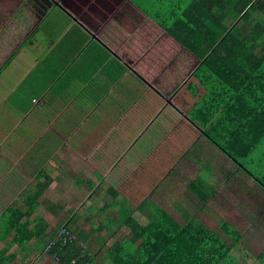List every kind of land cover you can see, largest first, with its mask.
<instances>
[{
    "label": "crops",
    "instance_id": "1",
    "mask_svg": "<svg viewBox=\"0 0 264 264\" xmlns=\"http://www.w3.org/2000/svg\"><path fill=\"white\" fill-rule=\"evenodd\" d=\"M181 6L0 0V248L12 245L15 210L44 236L12 264L41 262L65 224L107 251L133 233L131 220L147 225L160 210L216 233L223 194L232 205L236 192L263 199L264 169L243 163L253 152L240 165L222 148L233 122L252 134L262 117L240 101L247 78L232 62L202 65L186 44L204 53L207 32L186 34Z\"/></svg>",
    "mask_w": 264,
    "mask_h": 264
},
{
    "label": "trees",
    "instance_id": "2",
    "mask_svg": "<svg viewBox=\"0 0 264 264\" xmlns=\"http://www.w3.org/2000/svg\"><path fill=\"white\" fill-rule=\"evenodd\" d=\"M176 1H183V6L185 5L181 6L184 10L180 18L183 19L180 23H187L185 33L207 32L204 53L200 54L197 48L192 46L193 43L186 44L201 58L202 65L210 66L216 63L220 67H229L232 62L233 65H238L239 71L247 78L249 85L245 87L248 96L246 98L240 91V101L245 103L247 99L253 104L248 108L255 116L262 117L260 120L256 117L255 122L253 121L252 134L245 130L250 123L245 125L242 121L233 122L232 126H237L239 130H230V135L226 138L228 145H222L224 150L230 152L229 156L234 160L239 159L241 165V160L251 155L264 142V20L257 18L264 16V0ZM233 50H237L239 56H231ZM232 144L238 146V152H231ZM259 182L264 188L263 177H260ZM206 188L205 195L208 198L209 191L212 193V186ZM15 211L12 212L13 216L7 218V235H14L12 245L0 248V264H12L20 254L26 252L32 239H44V236L23 221L22 217H17ZM131 223L133 233L121 237L104 252L110 260V263L106 264H241L232 255L234 245L226 242L196 218H187V222L182 224L164 210H160L159 218L154 222L143 226L134 225L132 220ZM221 229L234 242H238L242 237L240 232L226 222L222 224ZM61 231L63 236L57 240ZM86 240L85 236L65 224L45 243L41 250L42 261L38 262L36 257L30 259L28 264H47V256L54 255L60 258L61 264H68L75 258L78 260L77 264H94L95 256L92 249L85 245ZM50 243L52 244L49 252L43 255ZM258 260L260 264H264V249ZM48 264L54 263L48 261Z\"/></svg>",
    "mask_w": 264,
    "mask_h": 264
},
{
    "label": "rangeland",
    "instance_id": "3",
    "mask_svg": "<svg viewBox=\"0 0 264 264\" xmlns=\"http://www.w3.org/2000/svg\"><path fill=\"white\" fill-rule=\"evenodd\" d=\"M257 18L258 20H264V16H257ZM243 163H245L246 166L253 172L263 170L264 142L252 153L250 157L245 159ZM226 184L227 182H223V187H227ZM222 196L223 200H225L226 203L223 205L224 211L222 215H220L219 217L217 215V217L214 219L216 222L214 226L216 233L219 234L224 240H226V242L234 245L232 255L239 263L260 264L258 256L264 249V214L262 213L264 212V194L263 199L259 200V198H257V195L253 196L251 194L245 193L244 191L233 193V201L234 203H236V205H232L230 203L228 193H225ZM171 211L173 212L174 210ZM94 212H97V210H94ZM201 217H204V215H201ZM206 218L211 221V225L213 226L214 221L213 218L210 216L209 212L206 213ZM222 218L228 223L232 224L236 228V230L242 234V237L238 242H234L231 238L228 237L226 233L222 232L221 229L218 227V224ZM80 220L82 219L79 218L78 221ZM107 228L112 229L114 228V226L110 224ZM85 245L91 248L94 252H96V256H98L100 259L98 261L95 258V261L93 262L94 264L106 263V260H104L105 255H103L105 251L103 249V246H100L99 244L93 241H87Z\"/></svg>",
    "mask_w": 264,
    "mask_h": 264
},
{
    "label": "built area",
    "instance_id": "4",
    "mask_svg": "<svg viewBox=\"0 0 264 264\" xmlns=\"http://www.w3.org/2000/svg\"><path fill=\"white\" fill-rule=\"evenodd\" d=\"M60 235V236H59ZM58 236H59V238L57 239V240H59L60 238H61V236H63V231H61L60 232V234H59ZM70 239H72L71 237H70ZM66 241V240H65ZM51 244L52 243H50V245L46 248V250H45V252H44V254L43 255H45V254H47L48 252H49V250H50V247H51ZM48 257V261L49 262H53L54 264H61V260H60V258L59 257H57L56 255H54V256H47ZM48 261H47V264H48ZM78 263V260L75 258L73 261H71L70 263H68V264H77ZM65 264V263H64Z\"/></svg>",
    "mask_w": 264,
    "mask_h": 264
}]
</instances>
